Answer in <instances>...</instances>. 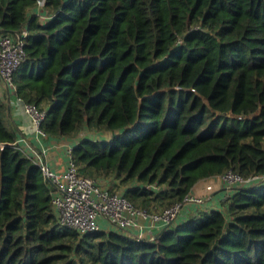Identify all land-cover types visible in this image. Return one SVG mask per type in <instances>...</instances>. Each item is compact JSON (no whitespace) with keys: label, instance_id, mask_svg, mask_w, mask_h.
Segmentation results:
<instances>
[{"label":"trees","instance_id":"obj_1","mask_svg":"<svg viewBox=\"0 0 264 264\" xmlns=\"http://www.w3.org/2000/svg\"><path fill=\"white\" fill-rule=\"evenodd\" d=\"M37 1L0 0V33L27 31L17 96L75 140L82 174L149 212L228 169L264 174V0H45V17ZM4 115L0 98V264H264V182L152 238L80 234Z\"/></svg>","mask_w":264,"mask_h":264},{"label":"built area","instance_id":"obj_2","mask_svg":"<svg viewBox=\"0 0 264 264\" xmlns=\"http://www.w3.org/2000/svg\"><path fill=\"white\" fill-rule=\"evenodd\" d=\"M45 2V0H38L34 8V12L41 17H45L43 16ZM26 35V30L18 36L0 33V76L8 89L14 92L17 90L14 74L26 56L24 49ZM25 110L32 117L38 133L48 137L40 129L45 112L31 104H25ZM46 154V151L43 152L44 157ZM32 160L41 166L46 180L52 186L53 204L58 212L60 223L76 229L80 234L102 229L101 222L104 220L110 227L143 239L146 234L145 226L141 223L142 219H148L150 227L162 229L176 221L187 206L201 207L207 202L204 198L190 193L183 202L149 212L136 208L124 193L111 191L106 183L82 174L72 159V146L68 147L67 161L60 168L51 165L42 156L32 157ZM218 177L229 189L224 190L220 195V204L231 195L233 188L264 182V174H252L245 177L234 169H228Z\"/></svg>","mask_w":264,"mask_h":264},{"label":"crops","instance_id":"obj_3","mask_svg":"<svg viewBox=\"0 0 264 264\" xmlns=\"http://www.w3.org/2000/svg\"><path fill=\"white\" fill-rule=\"evenodd\" d=\"M33 12L34 9L29 14ZM0 98L4 103L5 123L10 129L18 132V143L23 150L31 157L36 158L42 156L51 165L59 168L62 167L65 161H67L68 147L72 146L75 140L64 137L41 136L36 129L32 117L25 110V104L17 96L16 92L8 89L1 76ZM45 151L47 152L46 157L43 156V152ZM224 190L229 189L220 177L214 176L202 179L193 187L191 193L204 198L207 202L201 207H195L194 205L187 206L183 209L176 222H181L196 216L207 208L221 207L219 199ZM141 223L145 226L146 237H152L158 231L157 228L149 226L148 219H142ZM101 225L102 229L106 231L115 229L110 227L104 220H102Z\"/></svg>","mask_w":264,"mask_h":264},{"label":"rangeland","instance_id":"obj_4","mask_svg":"<svg viewBox=\"0 0 264 264\" xmlns=\"http://www.w3.org/2000/svg\"><path fill=\"white\" fill-rule=\"evenodd\" d=\"M91 132L92 131H90L88 128H86L82 134L83 135L85 134L86 136H90V135L94 134V135H92V137L97 139V140H99V139L100 140H103V139L104 140H110L112 138V133L111 132H102V133H99V134H95V132L94 133H91ZM109 179L111 180V184H112L113 178L111 177ZM101 181L103 182V180H101ZM106 186H108L109 188L111 187V185H106ZM117 188L119 189L120 192L125 190L124 187H117Z\"/></svg>","mask_w":264,"mask_h":264},{"label":"water","instance_id":"obj_5","mask_svg":"<svg viewBox=\"0 0 264 264\" xmlns=\"http://www.w3.org/2000/svg\"><path fill=\"white\" fill-rule=\"evenodd\" d=\"M166 227H168V225H167V226H165L164 228H166ZM164 228H163V229H164Z\"/></svg>","mask_w":264,"mask_h":264}]
</instances>
